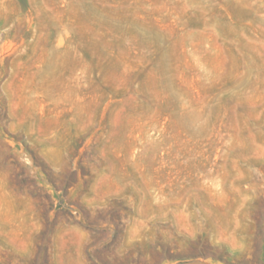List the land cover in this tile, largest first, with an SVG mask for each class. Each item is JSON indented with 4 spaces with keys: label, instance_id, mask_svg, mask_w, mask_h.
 <instances>
[{
    "label": "rangeland",
    "instance_id": "obj_1",
    "mask_svg": "<svg viewBox=\"0 0 264 264\" xmlns=\"http://www.w3.org/2000/svg\"><path fill=\"white\" fill-rule=\"evenodd\" d=\"M0 264H264V0H0Z\"/></svg>",
    "mask_w": 264,
    "mask_h": 264
}]
</instances>
